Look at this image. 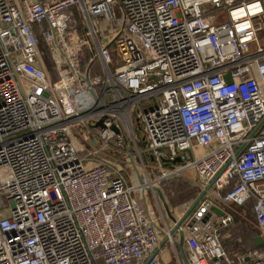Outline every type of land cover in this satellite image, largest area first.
Segmentation results:
<instances>
[{"label":"built area","instance_id":"obj_1","mask_svg":"<svg viewBox=\"0 0 264 264\" xmlns=\"http://www.w3.org/2000/svg\"><path fill=\"white\" fill-rule=\"evenodd\" d=\"M261 30L264 0H0V264H161L151 168L204 192L189 264H264L222 243L249 203L264 239Z\"/></svg>","mask_w":264,"mask_h":264},{"label":"rangeland","instance_id":"obj_2","mask_svg":"<svg viewBox=\"0 0 264 264\" xmlns=\"http://www.w3.org/2000/svg\"><path fill=\"white\" fill-rule=\"evenodd\" d=\"M74 14H75L74 19L79 23V18H77V14H78L77 7H75ZM104 33L105 35L109 34L108 30H105ZM258 37H259L260 42L264 45V30H261L258 32ZM50 74L52 77H55L54 71L53 73L50 71ZM89 102H90L89 100L87 102L83 101L82 106L84 107L86 103H89ZM131 120H132V125L134 128L135 140L137 141L138 147L142 148L143 147L142 140L145 138V136L141 130V127L139 126L137 119H135L134 116H132ZM77 127L80 133L83 136H86V132L80 128V125H78ZM125 146L128 147V143H125ZM131 150H132V147H131ZM107 154L110 159H113L116 162L120 161V155L116 154L114 151L113 152L110 151ZM142 155H143V160L146 163L147 161L146 155L145 154H142ZM152 165L153 164H151L150 166ZM175 173L168 177H165L164 179L158 180V178L162 175V173L157 171V169H154V170L153 168H151V170L149 169L148 178L150 181H152L151 183L153 184V187L145 191L146 199H148V201L150 202L149 204L150 205L152 204V206L154 203L153 193L154 191L156 192V194L155 193L154 194L156 195L157 203L160 206V211L162 212L163 216H165L166 223L169 226L171 225L172 222L170 218L167 216L165 210L163 209L159 195L157 191L154 189V187H158V189L162 193L163 198L166 200V203H168L170 206H174L176 204L188 201L186 200L188 196L186 195L187 192H190V190H194L195 188V187L193 188L192 186L194 185L193 183L188 182V177L192 178L194 176V173L192 170L183 171L181 173L178 171ZM133 195L142 204V206H144V202L141 199V193L135 192L133 193ZM183 195L185 196L183 197ZM154 207H155V203H154ZM231 208H232L231 212L234 216L233 222L230 224L229 227L225 229V231L223 230L224 233L222 232L223 237L227 236V234L231 235L232 240L230 241L228 239L227 245H226L229 250L225 248L223 239H222V243L228 255L230 254V252H231V255L233 254L235 255L236 250L252 246V242H250L249 238L246 237L247 234L242 237L244 230L251 231V233H254L257 229L255 227L254 219L251 213L250 203L244 206H239V207L232 205ZM155 213H157L156 214L157 216L159 215L158 208L156 209V207H155ZM228 244H229V247H228ZM177 261L179 262L178 264H183L180 259L179 260L177 259Z\"/></svg>","mask_w":264,"mask_h":264},{"label":"crops","instance_id":"obj_3","mask_svg":"<svg viewBox=\"0 0 264 264\" xmlns=\"http://www.w3.org/2000/svg\"><path fill=\"white\" fill-rule=\"evenodd\" d=\"M138 180H139V177H138ZM200 193H199V190H198V194H197V196L199 195ZM196 196V197H197ZM159 198H160V196H159ZM195 200V198H193V199H190V200H188V201H186V202H182V203H179V204H176L175 206H170L168 203H166L167 204V206H168V209H169V212H170V214H171V216L169 217L168 216V214H167V212H166V209H165V207H164V204H163V201L161 200V198H160V201H161V204H162V207H163V209L165 210V212H166V214H167V216L170 218V220H171V225L169 226L167 223V226L169 227V229H171L172 228V226L174 225V222L175 221H178L179 219H180V217L186 212H184V207H185V205L186 204H189V205H191L192 204V202ZM165 202H166V200H165ZM155 207H156V204H155ZM154 207V208H155ZM237 207H239V206H237ZM223 208V211L224 212H226L228 209H225L224 207H222ZM229 211V210H228ZM227 211V212H228ZM230 212V211H229ZM218 214L219 215H221V212H218ZM164 219H165V222H166V218H165V216H164ZM189 220V214H188V216L185 218V220H184V222H187ZM183 222V223H184ZM257 231V230H256ZM223 234V233H222ZM172 236L175 238V240L177 241L178 240V231H175V233L174 234H172ZM257 236H259L260 238H261V243H263V241H264V239H262V237L258 234V231H257V233H255L254 234V238L255 237H257ZM164 239L166 240V238L163 236V237H160V242H159V246H158V248H157V250H156V254L158 255V257H159V259H160V261H161V264H178L179 262L177 261V259L179 260L180 259V257H179V255H178V251H177V247H176V245H172L169 241H165V242H163L164 241ZM175 244V243H174ZM184 247V246H183ZM249 250H251V248L250 249H247L246 251H244V252H247V251H249ZM243 252V253H244ZM178 256V257H177ZM181 260V259H180ZM182 262V261H181ZM240 264H247V262H243V263H240Z\"/></svg>","mask_w":264,"mask_h":264},{"label":"water","instance_id":"obj_4","mask_svg":"<svg viewBox=\"0 0 264 264\" xmlns=\"http://www.w3.org/2000/svg\"><path fill=\"white\" fill-rule=\"evenodd\" d=\"M139 182L140 183L144 182L141 177H139ZM155 190L157 191L158 195L160 196L161 200L163 201V204H164V207L166 209V212H167L168 216L170 217L171 214L169 212V209H168V206H167V204L165 202V199L162 196V193L160 192V190L158 189V187H155ZM203 194H204V192H201L195 198V200L190 205L189 209L180 217V219L178 221H175L174 222V225L172 226V228L169 231L171 235L174 234L175 231H178V240L175 241V245L177 247L178 255H179V257H180V259H181V261H182L183 264H189V262H188V260L186 258L185 252H184V247H183V243H184V232H183L182 229H180V225L184 222L185 218L188 216V214L191 212V210L195 207V205L198 203L199 199L202 197ZM165 241L166 240L164 239L163 242H165ZM254 241H255V243L257 245L261 244V238L259 236L255 237L254 238Z\"/></svg>","mask_w":264,"mask_h":264},{"label":"trees","instance_id":"obj_5","mask_svg":"<svg viewBox=\"0 0 264 264\" xmlns=\"http://www.w3.org/2000/svg\"><path fill=\"white\" fill-rule=\"evenodd\" d=\"M38 43H39V46H40V48H41V50H44L45 49V46H44V42H43V40H42V38H41V35L39 34L38 36ZM49 69H50V71L53 73V70H52V65H51V63L49 64ZM188 183V182H187ZM189 184V183H188ZM193 186V188H194V190H190V192H187V194L186 195H188L187 196V198H186V200H190V199H193V198H196V196H197V194H198V188L195 186V185H192ZM170 187V186H169ZM185 195H183V197H184ZM175 206V205H174ZM234 217V216H233ZM230 226V225H229ZM228 226V227H229ZM225 229L226 228H224V229H222V232H223V230L225 231ZM224 233V232H223ZM255 233H257V231H255L254 233H251V231H246V230H244V232H243V235H242V237L243 236H245L246 234V237H248L249 238V241L250 242H252V246H249V247H246V248H243V249H238V250H236V254L234 255H231V252H230V254H229V256L231 257V258H233V259H236L237 258V256L238 255H240V254H243V252L244 251H246L247 249H258V250H263L264 249V241H263V243H261V244H259V245H257L256 243H255V241H254V234ZM232 240L231 239V235H229V234H227V236H225V237H223V241H224V246H225V248L227 249V250H229L228 248H227V240ZM239 240V239H238ZM228 247H229V244H228ZM221 264H227V263H225V262H223V263H221Z\"/></svg>","mask_w":264,"mask_h":264},{"label":"bare ground","instance_id":"obj_6","mask_svg":"<svg viewBox=\"0 0 264 264\" xmlns=\"http://www.w3.org/2000/svg\"><path fill=\"white\" fill-rule=\"evenodd\" d=\"M147 187H150V182L147 183Z\"/></svg>","mask_w":264,"mask_h":264}]
</instances>
